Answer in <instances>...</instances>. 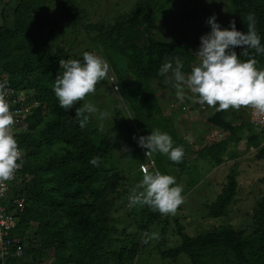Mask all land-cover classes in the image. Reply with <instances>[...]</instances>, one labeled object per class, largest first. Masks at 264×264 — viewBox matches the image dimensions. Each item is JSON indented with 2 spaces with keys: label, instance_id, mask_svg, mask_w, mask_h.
Instances as JSON below:
<instances>
[{
  "label": "trees",
  "instance_id": "1",
  "mask_svg": "<svg viewBox=\"0 0 264 264\" xmlns=\"http://www.w3.org/2000/svg\"><path fill=\"white\" fill-rule=\"evenodd\" d=\"M178 1L137 0L129 11L108 24L86 22L76 0H61V4L66 26L83 27L91 44L102 48L106 56L112 51L125 55L129 67L147 82H165L158 70L166 59L173 64L179 59L185 73L198 63L190 45L160 40L151 32L144 37L145 31L153 27L151 23L159 19L160 11ZM52 2L14 0V26L9 27L7 22L0 25V69L12 86L25 90L29 102L38 103L16 138L24 156L10 199L23 198L25 203L15 229L19 234L16 238L24 245L20 263L45 264L48 257H53L54 264H139L148 245L143 240L150 227L155 223L165 225L170 215L140 206L128 210L125 215L129 220L125 223V215L118 207L127 193L122 182L124 170L110 164L109 146L104 145L107 141L99 134L91 114L88 124L81 128L71 108L64 110L59 106L52 85L63 71L59 61L65 56L52 48L44 30L49 25L50 34L59 28L48 14ZM249 13L255 15L256 31L264 45V0H229L225 29H230V22L235 21L236 30L246 32L244 18ZM233 50L238 55L243 51L241 47ZM240 59H255L256 66L264 65V55H256L254 50ZM83 104L84 100L72 108L75 111ZM205 122L226 132V137L202 146L199 155L210 154L217 164L226 162V153L233 159L222 191L208 205L209 215L220 217L228 213L239 190L241 161L237 159V145L245 141L247 149L259 147L264 138L258 132L244 135L248 124L233 123L227 119L226 111L213 110ZM97 156L101 163L94 167L89 161ZM251 226L248 233L231 225L196 236L180 232L182 242L170 249L162 248L166 244V230H162L163 237L156 246L165 258L176 260L180 254H187L191 264H264V196L257 201Z\"/></svg>",
  "mask_w": 264,
  "mask_h": 264
},
{
  "label": "rangeland",
  "instance_id": "2",
  "mask_svg": "<svg viewBox=\"0 0 264 264\" xmlns=\"http://www.w3.org/2000/svg\"><path fill=\"white\" fill-rule=\"evenodd\" d=\"M52 1L48 14L50 20L59 28L49 34V25L44 27L52 48L58 54H63L64 59L83 60V53L88 51L109 63L108 79L99 82L96 92L87 96L84 103L91 102L98 110L91 115L99 134L107 141L104 145L109 146L110 164L124 170L122 182L127 188V193L118 203L120 213L125 215L129 209L140 207L130 208L129 196L131 189L142 179L141 163L150 161V157L146 156L147 149L138 143L141 136L150 135L152 130L158 129L169 134L173 146L182 147L186 154L180 165L170 161L167 156L155 153L151 156L156 165L149 171L155 172L159 169L162 174L174 176L177 185L183 189L184 203L179 206L175 216L170 215L165 225L155 223L150 227L148 235L154 234L158 238L149 240L142 251L139 264H191L185 253L180 254L176 260L165 258L158 253L159 247L156 244L161 242L162 230H166V244L162 246L163 249L180 245V232L196 236L222 225H231L246 233L250 232L257 201L264 196V142L259 147L253 146L249 149L245 141L237 145V159L241 162L238 166L239 190L235 201L227 214L220 217L210 216L208 205L214 202L222 191L230 164L233 163L227 153V160L222 164H217L210 158V154L199 155L198 150L202 146L226 137V132L219 129L215 133L214 127L205 122L207 114L215 109L201 106L187 98L183 102L179 101L172 83L154 80L147 82L140 78L129 67L128 58L121 53L112 51L106 56L102 48L91 44L83 27L66 26L61 0ZM202 1L204 0H179L160 11L159 19L151 23L153 27L145 31L144 37L151 32L160 40L181 41L190 45L196 53L201 45V36L211 31V25H206V20L215 16L221 28L228 27L225 22L229 0ZM136 2L137 0H76L77 8L83 10L86 22L107 24L113 23L117 16L129 11ZM14 6V0H0V25L7 22L9 27L14 26ZM180 13H183L190 23L186 22ZM257 68L264 69V65ZM105 111L110 114L109 117L99 119V113ZM226 117L233 123L244 121L248 124L244 135L258 132L264 138V118L255 117L250 109H229L226 111ZM17 129L18 126H13V131ZM53 150H57V147ZM128 220L129 216L125 215L123 221L128 223ZM119 223L122 224V218ZM19 258L13 260V264H21ZM45 264H54L53 257H48Z\"/></svg>",
  "mask_w": 264,
  "mask_h": 264
},
{
  "label": "clouds",
  "instance_id": "3",
  "mask_svg": "<svg viewBox=\"0 0 264 264\" xmlns=\"http://www.w3.org/2000/svg\"><path fill=\"white\" fill-rule=\"evenodd\" d=\"M244 19L247 21L246 32L236 30L235 21L230 22V29H222L215 16L210 17L208 23L211 31L201 36V45L196 52L198 63L191 66L190 72L182 70L183 64L179 59L175 64L166 59L161 65L158 75L165 77V83H172L179 101L187 98L217 112L247 108L255 117L264 118V69L257 68L255 59H240L241 55L248 56L249 50H254L256 55H264V45L256 31L254 13H249ZM236 47L243 49L240 55L233 50ZM59 67L63 71L56 76L52 87L59 106L64 110L94 94L96 85L108 79L109 74V64L88 51L83 53V62L79 59H61ZM7 85V79L0 82V190L6 189L7 182L15 178L22 156L16 140L18 133H13L16 120L6 99ZM97 111L91 102L76 108L75 116L79 119L80 127L84 128L90 114ZM109 115L106 111L100 112L99 119H106ZM214 130L217 133L219 128ZM138 143L147 149L146 156L152 160L154 153L167 156L177 164L183 160V148L174 147L172 137L158 129L152 130L150 135L141 136ZM89 163L99 167L101 158L93 157ZM149 170L141 167L142 179L131 189L129 207L148 206L161 215L175 216L179 206L184 203L182 187L177 185L174 176L162 174L159 169L155 172ZM157 238L154 234L145 236L143 243Z\"/></svg>",
  "mask_w": 264,
  "mask_h": 264
},
{
  "label": "built area",
  "instance_id": "4",
  "mask_svg": "<svg viewBox=\"0 0 264 264\" xmlns=\"http://www.w3.org/2000/svg\"><path fill=\"white\" fill-rule=\"evenodd\" d=\"M5 79L8 80L6 86V99L10 104V108L14 113L16 123L14 126H18L16 131H13L14 135L24 130L26 127V120L31 113L32 108L36 106L37 101L29 102L25 96V90L17 89L9 83L8 76L0 69V82ZM20 148V147H19ZM23 157V150L20 148ZM20 163V161H18ZM154 166L152 159L148 163L141 164V167L148 170ZM20 168L15 174V178L7 182L6 189L0 190V264H10V262L23 254L24 245L16 238L15 229L19 220V213L25 208L23 198H16L11 201L12 188L18 181Z\"/></svg>",
  "mask_w": 264,
  "mask_h": 264
},
{
  "label": "water",
  "instance_id": "5",
  "mask_svg": "<svg viewBox=\"0 0 264 264\" xmlns=\"http://www.w3.org/2000/svg\"><path fill=\"white\" fill-rule=\"evenodd\" d=\"M70 111L72 112V115L74 116L75 114L74 108H71Z\"/></svg>",
  "mask_w": 264,
  "mask_h": 264
}]
</instances>
